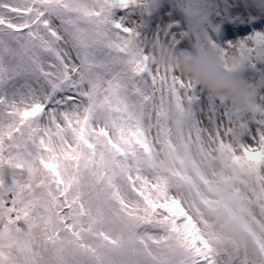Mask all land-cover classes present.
Here are the masks:
<instances>
[{
	"label": "snow or ice",
	"instance_id": "obj_1",
	"mask_svg": "<svg viewBox=\"0 0 264 264\" xmlns=\"http://www.w3.org/2000/svg\"><path fill=\"white\" fill-rule=\"evenodd\" d=\"M0 264H264V0H0Z\"/></svg>",
	"mask_w": 264,
	"mask_h": 264
},
{
	"label": "clouds",
	"instance_id": "obj_2",
	"mask_svg": "<svg viewBox=\"0 0 264 264\" xmlns=\"http://www.w3.org/2000/svg\"><path fill=\"white\" fill-rule=\"evenodd\" d=\"M152 58L163 68H171L199 85L207 95L223 99L232 106H240L248 99L241 76L225 71L223 66L195 52L156 50Z\"/></svg>",
	"mask_w": 264,
	"mask_h": 264
},
{
	"label": "rangeland",
	"instance_id": "obj_3",
	"mask_svg": "<svg viewBox=\"0 0 264 264\" xmlns=\"http://www.w3.org/2000/svg\"><path fill=\"white\" fill-rule=\"evenodd\" d=\"M235 26H239V27H244V25H235ZM229 39H235V37L232 36L231 32L225 33Z\"/></svg>",
	"mask_w": 264,
	"mask_h": 264
}]
</instances>
